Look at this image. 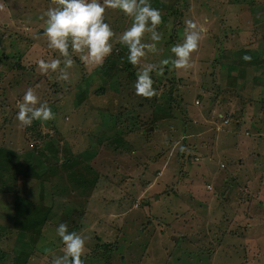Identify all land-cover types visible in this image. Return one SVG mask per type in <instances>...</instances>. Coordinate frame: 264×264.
Returning <instances> with one entry per match:
<instances>
[{
  "label": "rangeland",
  "instance_id": "obj_1",
  "mask_svg": "<svg viewBox=\"0 0 264 264\" xmlns=\"http://www.w3.org/2000/svg\"><path fill=\"white\" fill-rule=\"evenodd\" d=\"M158 1L167 7L157 8L161 39L153 42L146 32L142 40L154 49H146L137 65L129 64L135 78L144 65H156L150 73L156 95L172 85L171 100L159 98L157 105L168 104L175 118L154 123L156 107L148 97L129 93L132 82L115 75L119 68L111 66L105 76L110 65L105 60L104 68L86 64L73 51L68 80L59 78V68L41 72L37 60L63 59L42 34L41 13L55 0H0V147L6 150L0 264H13L20 249L6 207L16 194L50 209L26 264H50L53 255L62 254L55 232L61 222L86 237L82 258L110 243L106 264H264V60L240 57L243 50L259 56L264 46V0ZM104 16L114 32L111 54L127 60L119 36L131 17L111 7ZM186 19L205 31L190 65L176 68L171 48L183 42ZM19 53L21 58L14 57ZM231 63L238 71H228ZM80 68L87 75L83 90L81 79L76 85ZM118 76L125 79L120 87L113 82ZM29 88L54 114L48 125L41 121L39 135L15 117L16 103ZM4 117L11 126L3 125ZM59 140L69 149L40 147ZM163 150V169L154 175L149 166ZM41 151L48 153L47 170L37 177L33 171L45 172L37 164ZM70 152L80 159L67 176L61 164ZM55 156L66 158L55 162ZM77 171L95 184L79 186ZM232 232H239L245 249L223 235Z\"/></svg>",
  "mask_w": 264,
  "mask_h": 264
},
{
  "label": "clouds",
  "instance_id": "obj_2",
  "mask_svg": "<svg viewBox=\"0 0 264 264\" xmlns=\"http://www.w3.org/2000/svg\"><path fill=\"white\" fill-rule=\"evenodd\" d=\"M106 7L118 9L131 17L130 25L119 36V42L127 47V60L130 64L137 65L146 55V49H154V44L142 40L146 32L150 33L153 42L161 39L157 30L161 23V13L151 6V0H55L54 6L41 13L42 34L47 37L48 47L57 50L63 59L37 60L41 72L59 68V78L68 79L66 69L73 65V51L80 53V60L86 64L102 65L112 52L111 38L114 36L104 16ZM184 24L183 42L171 48L175 57L171 62L176 68H187L190 65V54L198 47L201 33L205 31L203 26L192 19H186ZM241 58L251 60V56L246 53ZM61 63L63 68H60ZM155 68L156 65L149 63L138 72L133 85L136 94L145 97L154 95L150 73ZM16 108L15 117L21 127L31 126L34 120L47 121L54 115L47 101L38 97L31 88L17 101ZM55 232L62 242V254L53 255L50 264H84L81 257L85 253L86 237L76 231H69L64 222L56 226Z\"/></svg>",
  "mask_w": 264,
  "mask_h": 264
},
{
  "label": "trees",
  "instance_id": "obj_3",
  "mask_svg": "<svg viewBox=\"0 0 264 264\" xmlns=\"http://www.w3.org/2000/svg\"><path fill=\"white\" fill-rule=\"evenodd\" d=\"M151 6L154 8H167L165 3L163 1H158V0H151ZM259 52V56H256L254 53H252V50H243L240 57H242L245 53L248 54L249 56L251 54H254V58H251L252 60L255 61V63H259L260 61L264 60V46L258 50ZM113 53V51L111 52ZM109 55L110 59L113 60H108L107 57L105 58V63H110L108 69H103L102 73L105 76H110V72L109 69L111 68V66L113 68L117 67L119 69H117L118 74L116 73L115 75H119V74H124L125 77H127V80L132 82L131 85H134V82L136 80L135 78V72L133 71V69L131 68V66L129 65L130 63L124 59V61L121 59L120 55L111 54ZM261 55H263V57H261ZM13 56V55H12ZM5 57L9 58V55L6 54ZM17 59L21 58V54L19 53L18 55L14 56ZM127 58V57H126ZM73 62H76L74 60V58L72 57ZM242 59V58H241ZM1 61V60H0ZM17 61V60H16ZM251 62V61H250ZM104 63V62H103ZM119 63V64H117ZM18 64V63H17ZM16 64V65H17ZM19 66V65H18ZM21 67V66H20ZM105 67V64H102V68ZM131 68V69H130ZM228 71H233V70H237L238 68L235 64L231 63L230 65H228ZM83 69L80 68V72H79V79L76 83V85L79 84V80L81 79L82 83L80 84V89L83 90L84 88V84H85V79L87 78L86 73L83 74ZM241 75H243L242 71H241ZM233 76V74H230V77ZM120 76H118V80L116 78H114L113 82L114 85L117 83V86L120 87L122 86L125 81L124 80H120L119 78ZM132 78V79H131ZM135 78V79H134ZM154 79V78H153ZM68 80V79H67ZM104 84H98L97 88H101ZM79 86V85H78ZM172 85L167 86V89L164 90V95L163 94H159L156 95L154 93V95H152L151 97H148V99L146 100L147 102L150 103L151 106H155L156 107V112L154 113L155 118L153 119L154 123L164 120L166 118L169 117H174L175 116L173 114L170 113V107H168V104H165L167 106L164 107H159L162 104L157 105V101L159 100V98H166V100H171L170 95L172 94ZM80 93V92H79ZM129 93H135V89L134 86L131 89V92ZM167 95H166V94ZM261 103L264 106V96H261ZM152 100H155L153 103H151ZM264 108V107H263ZM227 110H225L226 112ZM173 115V116H172ZM177 117V116H176ZM44 123H46V125H48V123H50V119L47 121H43ZM3 125H12V122L10 120V118H5L3 120ZM41 123V121L39 120H34L32 125L29 126V128L27 129H33L35 131L38 132V135L41 134L40 130H39V124ZM145 123L143 124L142 127H144ZM188 128V125L186 123V129ZM145 133L147 132L146 128L144 129ZM48 136V135H47ZM58 145L54 146L52 144H43L40 145L41 149L46 150V148H53L56 150V152H58L60 149L61 150H65L66 147L67 149H69L68 146L65 145L64 141H57ZM60 144V145H59ZM57 147V149H56ZM0 147V170H2L4 167H6V162H5V157H6V150ZM70 151V150H69ZM163 152V153H162ZM38 155L42 158L37 159V164L38 167L40 169L43 170L44 173L42 174H37L35 171H33L35 173V176L39 177L42 176L46 173V160H47V151H41L40 153H38ZM65 156V154H64ZM64 156H55L54 160H56L55 162H57L58 160H64L66 157ZM91 156V154L89 153H85V155L83 156L84 159H88ZM80 159L79 156H77V154H73L70 152V156L68 158H66L65 162L62 163V168L64 170H68V174L67 176H70L73 172L72 166L78 162ZM157 160H159L158 162L155 163L154 167H150L149 166V170L152 171V173L155 175H158L160 173V171L163 169L162 167V163L164 162V160H166V155H164V150L161 151V153L158 155V158H156ZM90 160V158H89ZM45 163V164H44ZM81 163V162H80ZM221 164H223L225 167L226 165L224 163L221 162ZM30 165V164H29ZM90 164H87L85 166H88V168ZM31 166V165H30ZM162 167V168H161ZM168 168V166H167ZM166 168V169H167ZM158 173V174H157ZM75 175L77 176L75 178V182H77V184L83 188H88L90 185H94L95 183V179L91 180V179H86L83 178V176L81 175L80 172H75ZM147 175H151L150 171L149 173H147ZM164 191V190H163ZM164 193H167V191H165ZM177 192H175L174 194H176ZM254 195V194H253ZM35 202H33L31 199L25 198L24 196H21L19 194H16L13 198L12 201H9L7 204V209H11V214H9V219L12 223V227L14 228V230L17 232V240L19 241V245H20V249L19 252L16 253L14 255V263L13 264H26L27 262V256L32 252L35 244H36V239L40 236L39 232L41 231L43 225L46 223V221L49 219V212L50 209L38 204H34ZM9 213V212H8ZM146 226V225H145ZM239 233V232H238ZM238 233L237 232H232L230 234H223L224 236H227V239L229 241H234L236 244H234L236 247L241 246L243 249H245V246L243 245V242L238 241ZM174 241H177L178 238L176 236H172L171 237ZM19 245L17 248H19ZM100 246V250H98L97 253H94L92 256H88L87 258H82L81 259L84 261V263L89 264L88 260H91L92 263L91 264H106L109 261V258L111 256L113 247L110 243H102L101 245L98 244ZM24 253V254H23ZM233 255V254H232ZM25 256V258H24ZM234 256V255H233ZM235 260L237 258V256H234ZM237 259H240L242 261V258L238 257ZM236 262V261H235Z\"/></svg>",
  "mask_w": 264,
  "mask_h": 264
}]
</instances>
